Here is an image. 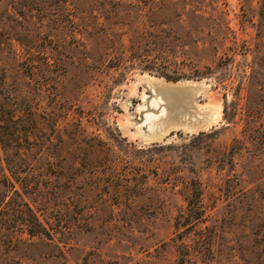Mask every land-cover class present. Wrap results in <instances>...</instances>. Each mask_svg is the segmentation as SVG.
I'll return each mask as SVG.
<instances>
[{"label": "rangeland", "instance_id": "obj_1", "mask_svg": "<svg viewBox=\"0 0 264 264\" xmlns=\"http://www.w3.org/2000/svg\"><path fill=\"white\" fill-rule=\"evenodd\" d=\"M0 264H264V0H0Z\"/></svg>", "mask_w": 264, "mask_h": 264}, {"label": "bare ground", "instance_id": "obj_2", "mask_svg": "<svg viewBox=\"0 0 264 264\" xmlns=\"http://www.w3.org/2000/svg\"><path fill=\"white\" fill-rule=\"evenodd\" d=\"M187 86L186 85H181V84L176 83V82H174L172 84H167V83H164V82H162L160 80H155V81L149 82V84H148V88L151 91L152 99L156 95H161L163 97V99L165 100V102L167 103V108L169 106L170 109H171L169 116L171 117V116H173V114L176 113L177 116L178 117H182V119H183V117L185 118L187 115H189V113L187 112L189 109H188V101L186 99V94L189 93V95H190V91L189 90L192 89V87L191 86L187 87ZM195 89L196 88H194V90ZM194 90H192V91L194 92ZM194 93H191V94H194ZM152 102H153V100H152ZM152 104H154V103H152ZM159 105L161 107H163L162 103H159ZM151 106H154V105H151ZM156 108H158V107H156ZM160 110L162 111L161 108H160ZM205 112H206V110H205ZM169 116H168V118H169ZM163 121H164V119H163ZM160 123H163L162 120H161Z\"/></svg>", "mask_w": 264, "mask_h": 264}, {"label": "trees", "instance_id": "obj_3", "mask_svg": "<svg viewBox=\"0 0 264 264\" xmlns=\"http://www.w3.org/2000/svg\"><path fill=\"white\" fill-rule=\"evenodd\" d=\"M191 205H193V204H191ZM36 223H37V224H38V223L40 224V223H41V221H40V220H38V219L35 217V224H36ZM31 231H33V230H31ZM34 231H38V232H43V233H44V231H43V230H41V229H39V230H38V229H36V230H34Z\"/></svg>", "mask_w": 264, "mask_h": 264}]
</instances>
